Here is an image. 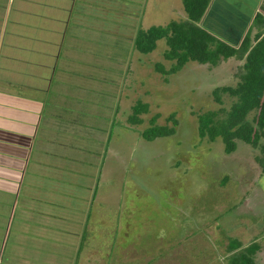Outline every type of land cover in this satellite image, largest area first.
<instances>
[{"label": "crops", "instance_id": "obj_1", "mask_svg": "<svg viewBox=\"0 0 264 264\" xmlns=\"http://www.w3.org/2000/svg\"><path fill=\"white\" fill-rule=\"evenodd\" d=\"M227 1L211 0L198 24L237 45L246 32L253 28V37L261 29L252 21L256 12L264 16V0H232L230 11ZM181 7V0H0V264H96L97 252V264H106L113 236L98 244L96 142L109 138L96 121L78 120L77 108L95 116L97 102L109 95V117L123 115L131 67L141 75L158 72L148 59L157 45L162 61L173 63L163 57V38L140 53L136 34L185 20ZM162 10L171 16L162 20ZM223 12L230 21L222 31ZM86 90L94 96L82 110L78 100ZM125 111L128 122L131 110ZM83 126L92 131L90 140ZM251 167L255 175L244 194L253 196L221 215L239 245L225 240L220 264L252 244L253 264H264V171Z\"/></svg>", "mask_w": 264, "mask_h": 264}, {"label": "rangeland", "instance_id": "obj_2", "mask_svg": "<svg viewBox=\"0 0 264 264\" xmlns=\"http://www.w3.org/2000/svg\"><path fill=\"white\" fill-rule=\"evenodd\" d=\"M225 7L232 10L234 1H227ZM164 15L171 16L162 10V20ZM223 16L222 31L230 21L225 12ZM238 24L237 21L235 25ZM253 31L252 28L248 32L249 36ZM161 56L157 45L148 59L167 70L171 63L162 61ZM243 62L236 55L215 65L187 61L173 74L156 71L154 75L151 68L141 75L132 66L133 76L130 75L127 94L123 95V108L129 111L137 102L145 104L147 111L139 114L138 125L126 121L125 110L123 115L113 113L109 117L108 107L110 103L113 105L109 95L104 102H97L95 116L89 113L91 117L87 118L77 108L78 120L96 121L95 127H102L109 138L107 143L96 142L100 161L96 157L98 222L95 224L102 228L103 238H97L98 244L113 236L106 264H220L222 243L226 240L231 247L238 246L234 240L239 238L223 229L221 215L232 211L243 196H253L244 192L252 183L248 178L254 174L251 166L256 163L258 150L237 141L235 150L226 153L220 138L213 141L199 138L197 124L199 117L208 111L229 108L232 97L221 93V103H216L211 91L218 86L234 85ZM92 93L86 90V99L79 97L82 110L90 109L87 100L93 98ZM100 112L107 115L99 117ZM153 116H158L154 122L159 125L171 126L175 121L174 133L152 140L142 138L141 132L150 126ZM252 116L250 113L248 120ZM217 117L223 118L224 113H218ZM82 130L90 140L92 131L87 126ZM239 178L243 180L239 182ZM259 210L263 217L264 211ZM95 213L91 210L90 215ZM232 218L231 213L229 219ZM223 221L227 224V220ZM90 226L95 230L93 223ZM216 226L217 230L212 231ZM115 237H122L123 241ZM99 257L102 258L97 252L96 264Z\"/></svg>", "mask_w": 264, "mask_h": 264}, {"label": "trees", "instance_id": "obj_3", "mask_svg": "<svg viewBox=\"0 0 264 264\" xmlns=\"http://www.w3.org/2000/svg\"><path fill=\"white\" fill-rule=\"evenodd\" d=\"M210 1L181 0L186 19L171 20L164 26L139 31L134 38V47L140 53H148L154 49L155 41L163 38L167 46L163 57L173 62L167 70L157 65L156 69L163 74L178 71L187 61L215 65L219 60L231 56L243 58L242 71L235 84L218 86L211 91L216 103H221V93L232 97L229 108L208 111L200 116L197 133L199 138H207L208 141L220 138L226 153L235 150L237 141L250 145L258 150L254 159L261 171H264V142L260 143V139L264 138V16L261 12H256L252 25L261 29L253 37L246 32L238 44L234 45L217 36L210 28L198 24ZM146 111L144 103H135L128 122L139 124L141 119L138 115ZM218 113H224V117L218 118ZM250 113L253 116L248 120ZM157 117L151 118L150 126L141 132L142 138L152 140L174 133L173 116L169 118L171 126L155 124ZM256 248L255 244L249 245L242 253L233 257L229 264H253L250 256Z\"/></svg>", "mask_w": 264, "mask_h": 264}]
</instances>
